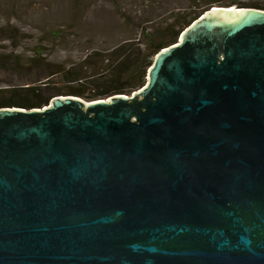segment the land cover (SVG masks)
Returning a JSON list of instances; mask_svg holds the SVG:
<instances>
[{"label": "water", "instance_id": "95a60500", "mask_svg": "<svg viewBox=\"0 0 264 264\" xmlns=\"http://www.w3.org/2000/svg\"><path fill=\"white\" fill-rule=\"evenodd\" d=\"M0 264H264V10L211 6L131 94L1 107Z\"/></svg>", "mask_w": 264, "mask_h": 264}, {"label": "rangeland", "instance_id": "374dc122", "mask_svg": "<svg viewBox=\"0 0 264 264\" xmlns=\"http://www.w3.org/2000/svg\"><path fill=\"white\" fill-rule=\"evenodd\" d=\"M202 1L0 0V86L34 81L53 70L46 84L50 92L76 88L68 72L76 68L89 74L98 67L100 53L140 40L142 28L169 22Z\"/></svg>", "mask_w": 264, "mask_h": 264}, {"label": "trees", "instance_id": "16d2710c", "mask_svg": "<svg viewBox=\"0 0 264 264\" xmlns=\"http://www.w3.org/2000/svg\"><path fill=\"white\" fill-rule=\"evenodd\" d=\"M253 7L264 10V1L232 0L217 1L203 0L195 2V9L186 10L172 16L169 22L142 28L140 40H125L116 45L107 54L100 53L99 65L89 74L81 69L68 72L67 79L77 83L76 88L53 90L46 85L53 70H46L45 74L37 75L32 80L27 79L21 84L0 86V108L22 107L34 108L47 105L57 95H73L86 101L105 99L116 94H131L146 82L147 71L154 56L163 48L175 43L181 32L211 6ZM83 68V67H82ZM46 69V68H44ZM46 79L44 82H36Z\"/></svg>", "mask_w": 264, "mask_h": 264}]
</instances>
